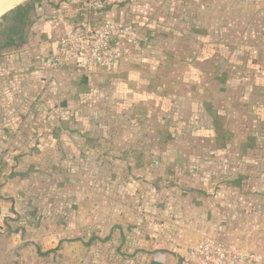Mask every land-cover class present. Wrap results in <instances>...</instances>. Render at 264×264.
<instances>
[{"label": "crops", "instance_id": "obj_1", "mask_svg": "<svg viewBox=\"0 0 264 264\" xmlns=\"http://www.w3.org/2000/svg\"><path fill=\"white\" fill-rule=\"evenodd\" d=\"M93 1L43 0L29 45L0 57V243L8 237L37 259L63 264H182L190 245L205 237L226 242L229 232L217 222L227 209H217L214 194L186 183L242 190L246 179L235 169L245 156L229 135L237 137L234 128L244 118L264 128L257 119L264 112V0H134L102 12L89 8ZM102 23H132L140 35L112 71L88 72L83 60L69 56L54 63L60 37L70 36L76 25ZM78 90L86 95L81 105H75ZM100 99L107 108L97 111L96 133L110 135L102 144L110 156L99 168H118L122 176L106 175L108 187L103 169L91 182L79 169V181L72 183L74 147L68 141L91 132L72 125ZM163 102L170 104L168 111ZM209 105L224 116L219 124L228 141L194 146L206 132L200 124L210 122ZM39 118L53 121L35 128ZM153 120L179 129V143L167 142L161 131L152 141ZM43 133L54 143L17 141ZM205 135L215 137L214 128ZM44 155L49 170L35 173L25 164ZM135 183L142 184V193ZM179 197L203 200L204 209L193 203L179 209Z\"/></svg>", "mask_w": 264, "mask_h": 264}, {"label": "rangeland", "instance_id": "obj_2", "mask_svg": "<svg viewBox=\"0 0 264 264\" xmlns=\"http://www.w3.org/2000/svg\"><path fill=\"white\" fill-rule=\"evenodd\" d=\"M258 74H259L260 79H262L261 78L262 73L259 72ZM187 75H193L195 77L197 75V72H193V73L190 72V73H187ZM164 78H165V75H164ZM79 90H78V93H76V98L74 99V100H77V103H75V105L77 104L81 105L83 103L82 102L83 98H85L86 96L84 95L85 94L84 90L83 92L81 91L82 94H80ZM98 90H101V88H99ZM194 91H196V89ZM115 97H117V95ZM99 104H100V107L98 106ZM101 105H104V109L102 110L105 111L107 108L106 107L107 102L105 101L102 102V99L98 101H94L92 106L88 107V111L91 110V113H89V115H83L82 118H80V122L78 124L72 125L74 128H76V125L78 128L79 127L86 128L85 132H90L88 130H91L90 133L83 134V135L72 134L73 136L71 135V138H70L71 141H68V143H71V145L69 146L72 148L73 147L75 148V149L73 148L70 151L71 153L70 171L71 172L75 171V173H73L72 176L70 177V181L72 183L79 181L78 175H76V173H79L77 171L79 169H81L82 172L85 171V173L87 174L86 176L90 180V181L86 180L87 182L92 181V179L96 175L97 169L98 170L100 169V171L103 169L104 175H105L104 183L108 187L111 186L112 183L111 181L108 182L106 180V175L113 174L117 178H121L122 176V171L118 170V168H115L112 171H109V168L106 167L105 165L99 168L100 162L101 161L105 162L106 160H108V156H110V152L102 148V144L107 143L108 139L110 138V135L105 138V136L101 137L99 136L98 133H96V132H99V127L101 126V122L95 116H97V113H98L97 111H101L100 109ZM161 105L165 108L164 110L168 111V108L170 107L169 103L163 102L161 103ZM171 106H173V104H171ZM68 108L69 106L66 107V110H68ZM71 108L76 109L74 107V103L72 104ZM39 109L41 110L42 107H39ZM46 110H50V108H46ZM58 110H60V108H58ZM209 110L211 113V119L209 118L210 122L207 121L204 124L203 123L200 124V126H201V129H203L206 132H207V128L208 129L214 128L215 137L211 138V136H207V135L203 136V134H206L205 132L202 134L201 139H199L198 141L199 145L193 142L194 146H199V147L207 146L206 148H208L209 143L219 144L224 141H228L226 140V138H223V135H221L222 130H221V125L219 124V123L222 124V121L225 120L224 116H220L219 115L220 113L215 114L216 111L214 107H211L210 105H209ZM105 114L108 115V111H106ZM261 117L264 118V112ZM262 118L261 119L257 118V119L261 122L264 120ZM24 121L26 120L23 119L22 124L26 123L27 125L26 128H28L29 124L27 123V121L26 122ZM52 121L53 120L47 119V118L45 119L39 118L38 120H33V124L35 125V128H36L37 126L47 125V123L50 124ZM250 122H252L251 119L246 120L244 118L242 122L243 126L241 127L237 126L234 128V130L237 132V137L233 133L231 134V136L229 135L230 140L231 139L237 140L236 141L237 145L238 147L240 146L241 148L239 152L240 155L245 156L241 158L243 160V163L241 165L237 164L236 169H235V172L237 174H241L246 179L242 185V190L237 189L234 191L235 193H231L228 189H225L224 187H221V188L218 187L214 189V187L218 186L217 185L218 183H214V182L202 183L197 180H188L189 183H186V186L187 188H191V187L195 189L201 188L204 191L208 192V194L210 193L209 194L210 197L214 194V197L212 198L213 199L215 198V201H216L215 206L217 207V209L218 210L227 209L226 213L224 215H220L217 219L218 224L221 223V225L228 226L226 231H229V232L226 233L227 235L224 234V237L228 239V241L226 242L237 244L243 248H246V249H249L255 252L257 255L262 257V261L260 264H264V128H262V125L261 126L258 125L256 128H253ZM159 123L161 124V128H158ZM218 124L219 126L217 127ZM168 125L169 124L166 123V120L162 122H158V123L155 122V120H153V124L151 125V127L153 128L152 141L155 140L157 142L160 139L158 131H161L164 135L166 134L167 142H171L174 144L179 143V129H172ZM47 128L48 127L46 126V131L44 130L45 132H47ZM30 131L32 133V128L30 129ZM33 132L36 133V130H34ZM25 138L29 139L26 141V143H29L28 146H31V145L34 146L35 140H40L41 145L46 144L47 146H50L51 143H54L51 137L45 133H43V135H40V136L24 135L23 137H21V139H18L17 141L23 140ZM185 140L186 139H183L184 142ZM120 141L122 143L128 142L129 141L128 136H126L124 139H121ZM200 141H202V143ZM18 143L20 144V142ZM83 144H86L89 148L87 150L85 148L86 150L85 152H81L80 149H78ZM175 154H176V151H175ZM46 156L47 155H44V157H41L40 159L37 157L36 158L34 157L25 164H28L29 167H35L34 168L35 170L32 169V171L35 173H37L38 171H42L44 169L49 170L47 167H45L48 161V156L47 157ZM25 164H24V168L22 167L23 169H25ZM205 168L206 167H204V169ZM2 169L7 170L6 166ZM207 169L211 171V166H208ZM192 172L196 173V171H191L188 174L191 175ZM221 174H224V173L223 172L220 173L219 171L217 172V175H221ZM209 175L210 174H207V176ZM59 176H62V172L59 174ZM119 182L117 185L119 186V188H122L123 184H120ZM138 184H140V187L138 186ZM133 187L138 190L140 189L141 191L140 190L139 191L140 193H142L141 183H135ZM232 190L233 189H231V191ZM239 191H242L241 194L238 193ZM191 201H192L191 198L180 200V197H179V209L184 206L185 208L191 207L192 203H193L194 209H198V210L204 209L205 201L203 200H196L192 202ZM229 210H232V211L229 212ZM9 240L10 239L8 237L1 238L0 264H63L62 262L61 263L59 262L58 258L37 259L36 258L37 256L32 250L31 252L25 251V250L22 251L21 248L16 247L17 245H15V243H13L12 240H11L12 244L9 242ZM8 246H11V247L8 249ZM68 253L69 251L64 252V254H68ZM62 255L63 254L61 253L60 257H62Z\"/></svg>", "mask_w": 264, "mask_h": 264}, {"label": "built area", "instance_id": "obj_3", "mask_svg": "<svg viewBox=\"0 0 264 264\" xmlns=\"http://www.w3.org/2000/svg\"><path fill=\"white\" fill-rule=\"evenodd\" d=\"M132 2L134 0H96L89 8L102 12ZM139 40L140 35L132 23L76 25L70 36L59 38L54 63L59 64L62 58L69 56L83 60L88 72L112 71ZM261 261V256L237 244L205 237L187 248L182 264H260Z\"/></svg>", "mask_w": 264, "mask_h": 264}, {"label": "trees", "instance_id": "obj_4", "mask_svg": "<svg viewBox=\"0 0 264 264\" xmlns=\"http://www.w3.org/2000/svg\"><path fill=\"white\" fill-rule=\"evenodd\" d=\"M43 0H26L0 17V57L29 45L31 30L38 21L37 6ZM233 185L240 187L241 181Z\"/></svg>", "mask_w": 264, "mask_h": 264}, {"label": "bare ground", "instance_id": "obj_5", "mask_svg": "<svg viewBox=\"0 0 264 264\" xmlns=\"http://www.w3.org/2000/svg\"><path fill=\"white\" fill-rule=\"evenodd\" d=\"M25 0H0V16L5 14L11 7L22 3Z\"/></svg>", "mask_w": 264, "mask_h": 264}]
</instances>
